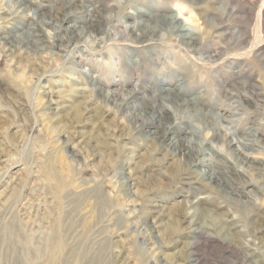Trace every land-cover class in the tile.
Masks as SVG:
<instances>
[{
  "label": "rangeland",
  "instance_id": "1",
  "mask_svg": "<svg viewBox=\"0 0 264 264\" xmlns=\"http://www.w3.org/2000/svg\"><path fill=\"white\" fill-rule=\"evenodd\" d=\"M161 17L180 29L134 40ZM96 88L171 90L211 167ZM235 151L264 163V0H0V264H264V173ZM226 167L236 197L206 185Z\"/></svg>",
  "mask_w": 264,
  "mask_h": 264
},
{
  "label": "bare ground",
  "instance_id": "2",
  "mask_svg": "<svg viewBox=\"0 0 264 264\" xmlns=\"http://www.w3.org/2000/svg\"><path fill=\"white\" fill-rule=\"evenodd\" d=\"M175 19L176 18H174V17H171L168 19L163 18V17L159 18L158 21L156 20L158 23L156 22V24L152 30H149V31L145 30L144 31L143 29H141V30H143V32L141 31V33L134 35V40H136V41H138V40L139 41H147L148 39L154 38L158 35L159 31L164 29V27L166 25H171L172 27H175V29H176L175 31L179 30L180 26L178 25V22ZM185 20H187V19L185 18ZM147 26H148V24H147ZM72 29H74V28H72ZM51 30H54V29H51ZM131 33H134V31L131 30ZM97 34H98V32H97ZM54 36H55V34H54ZM37 37H38V35H36V33H34V31H29L26 35L27 40L25 42V45L27 46L31 42L35 43L37 40L36 39ZM181 37L186 40L185 41L186 44H188L190 46H196L194 44V42H192L191 38L186 39V35L185 36L183 35ZM57 38H58V36H57ZM11 40H12V38H11ZM73 44H75V43H73ZM57 49L59 51L62 50V43L60 40L58 41ZM45 64H48V63H45ZM29 82H31V81H29ZM179 89L181 90V88H179ZM97 92L103 96L102 98H104L105 100H107L109 102L116 103L118 100H120L124 106L130 105L131 110H132V115H134L131 118L134 120H139V122H140L139 125H141L143 127L146 126L147 128L152 129V130H150L151 132L148 135L149 137H151L152 141L158 142V141H160L159 139L167 138V140H168L167 141L168 142L167 148L171 151V154H173L171 156L172 157H178L179 156L180 160L184 159L185 163H183V164H185V166H187L186 167L187 169H190V168L196 169V168H199L201 166L202 167H208V168L211 167L212 162L210 160L201 159V160L195 161V159H197V157H199L200 154L202 155L204 153L201 150L202 149V143H199L196 141V133L191 128H187L185 130L181 129L183 131L181 134L179 133L177 136H173L174 132H175L174 127L171 125V122L167 118V116L165 117V115L163 114L165 111H167L166 110L167 104H169L168 108L170 110H172V112L174 114L176 105L178 103H180L177 100V98L175 99L173 96H171L173 94L171 90L162 89V88L158 89L157 95H159V99L162 102V106L159 109H154L152 106H151V108H148L149 106H147V102L145 100V97H143V96L139 97V93L135 88L132 90L131 93H128L127 95L121 96V94H120L121 97L119 96V93H117V92H105V93H103L102 90H100V89H97ZM196 101H197V98L185 100L184 106L193 109L194 108L193 104H195ZM163 104H165V105H163ZM146 115L149 118L146 119L145 118ZM197 115H198V113H197ZM212 137H213V139L215 138L218 141L220 139H222L225 142V144H227L228 147H231L232 149L234 147V149L236 150V146L234 145L235 143H233V139H231V137L228 138L227 133L222 132V131H219V132L216 131L212 134ZM236 143L241 144L242 147H248L247 145H249V144L242 142L240 140L236 141ZM235 152H237V153H235V156H236V159H234L235 164L239 163V164H241V166H244L245 168L247 166V169L239 171L242 175H245V173H246L245 171H247V170L253 171V172L256 171V172H263L264 173V163H262V161L256 163L254 161L255 159L252 160V159L248 158L247 156H245L244 154L238 153V151H235ZM232 167H235V165L232 164ZM178 169H180V168H178ZM206 180L208 182V184H206V185H208V186L211 185V186H214L216 188L218 187V188L229 190L231 192L232 196L236 197L237 196L236 194H238V192H239L238 190H236V185H237L238 179L235 178V174L228 167L225 168V171H219V173L216 175L211 170L210 173L206 176Z\"/></svg>",
  "mask_w": 264,
  "mask_h": 264
}]
</instances>
